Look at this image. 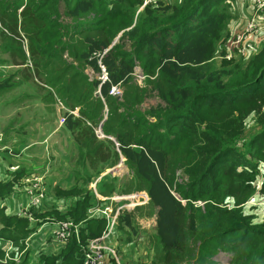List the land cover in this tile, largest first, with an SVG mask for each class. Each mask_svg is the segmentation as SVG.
<instances>
[{
  "label": "trees",
  "instance_id": "trees-1",
  "mask_svg": "<svg viewBox=\"0 0 264 264\" xmlns=\"http://www.w3.org/2000/svg\"><path fill=\"white\" fill-rule=\"evenodd\" d=\"M156 1L136 12L143 0H0V58L31 71L44 97L64 105L62 125L75 146L73 185L52 188L67 199L65 210L45 196L33 224L0 207V240L14 246L5 264H83L84 244L107 224L88 214L102 203L88 185L121 157L127 176L105 173L96 190L146 192L155 218L150 264H221L219 252L229 255L226 264H264V218L243 209L264 178V42L246 61L217 64L227 0ZM151 96L160 102L142 108ZM22 174L0 180V196ZM45 219L82 223L78 237L58 253L25 241ZM115 232L123 245L133 242L135 214L121 209Z\"/></svg>",
  "mask_w": 264,
  "mask_h": 264
},
{
  "label": "rangeland",
  "instance_id": "rangeland-1",
  "mask_svg": "<svg viewBox=\"0 0 264 264\" xmlns=\"http://www.w3.org/2000/svg\"><path fill=\"white\" fill-rule=\"evenodd\" d=\"M255 1L256 0L226 1V9L229 14V19L227 21L226 29L221 31L213 48L214 52L212 59L217 64H219L223 60L231 61V62H236L238 60L246 61L249 57H251L252 55L258 52L260 48L259 45L264 42V7L261 10H257L256 8L253 9V5ZM161 2L162 5L165 6L168 3H172L173 0H163ZM149 3L157 4L158 1L152 0ZM143 6L144 5H140L137 8L136 12L140 11ZM60 11H62V5ZM248 21L254 22V25L249 24V28H252L253 26L254 28L249 31H246L245 29L247 27L246 25ZM238 33H244L245 35V40L242 44L243 47L242 51L245 49L243 51V54L236 52L232 44L233 43L232 38L236 37ZM7 63H9L7 58L5 57L0 58V74L2 77L0 81L2 82H4L5 80L8 81L6 84V86H8L7 89L4 88L0 90V133H1L0 136L2 137V139H4V141L14 143V145L12 146L16 147L15 145L19 143L18 137H23V134L27 135L33 133L31 129L34 126L38 125L37 127H39L41 125L42 128L39 132L40 135H35L34 138L32 137L25 138V140L28 143H33L34 141H36L33 143V146H39L40 141L42 140L43 136L46 134V133L45 134H41V133L43 131H46L49 126L50 128H53L59 120L58 117L55 118V113H54V109L56 108L55 105L56 100L55 102H53L48 97H44V95L47 94V90L38 83L37 79L35 80V78L31 76L32 75L31 71L25 68L22 69L19 66H9ZM135 74H136V79L140 83L143 76L141 75L140 69L138 67L135 68ZM159 102L160 101L157 97L151 96L146 98L142 102L141 107L147 108ZM59 114L60 113L57 112V116H59ZM44 117L46 118L48 117L50 122L49 125L46 124L43 127V122L45 119ZM12 137L15 138V141H12ZM70 148L72 151H74V144L72 143L71 140H68V143L64 140V144L62 145V142H60L59 139L58 143L56 144V147H53V152L59 155L65 153L68 155ZM33 158H35L37 161L40 162L42 160L41 153L39 152L37 156L34 155ZM262 167H264V165L261 164L259 171L261 175L264 176V171ZM118 170L119 173H117ZM126 172H127L126 167L123 164H120L119 169L115 171V173L118 174L117 177L122 178V180L123 177L127 176ZM35 174H41V173L33 171L32 173L22 176L19 183L21 184L23 189L25 186V178L35 176ZM263 179L264 178L260 177L259 175L256 182V189L254 193L251 194L250 198H248V201L243 206V209L247 213L254 215V220L256 221H260L264 218V192H262L261 190V181ZM17 182L18 181H16V183ZM42 185L45 187L44 180ZM138 192H141L142 195L137 199L139 203L138 206L134 208H130L129 205H126L124 206V208L129 210V212L135 214V221L138 225L139 233L136 236L135 240L127 245H123L124 244L123 239L119 240L115 236V245L120 253V255L118 256L119 264H150L149 262L151 259V252H149V246L154 232L155 218L153 215H151L150 209L146 206L148 201V196L146 192L144 191H138ZM22 196L24 197L25 200V193H23ZM200 204H202V202H200ZM42 205H43V200L39 204L38 202H36V204L32 205V207L29 210L32 216V220H29L28 217L25 214H23V212L18 213L19 210L24 209V205L22 207H18L17 210H12V213L16 214V216L25 218L28 222L35 224L38 221V219L36 220L34 212L40 211V209H42L41 208ZM138 207H142L141 212L136 210L138 209ZM140 213H144L146 216ZM56 220H60V219H56ZM53 221H55V219H45L42 222H40L37 225V227H35V225L32 224V227H35V231L32 232L25 239V241L29 240V238L32 235H35L36 233H41L42 227L48 222H53ZM44 238L45 236L37 240L40 246L42 244V239ZM43 242L50 243L51 241L48 239H44ZM9 244L13 245L10 241L2 242V240H0V247L4 246L2 247V249L5 252L7 251V246ZM16 254L17 255H15L16 258L15 260L17 261L21 252H18ZM215 259L221 264H226L229 260V255L224 252H219L215 256ZM32 263L33 262L31 260V264Z\"/></svg>",
  "mask_w": 264,
  "mask_h": 264
},
{
  "label": "crops",
  "instance_id": "crops-1",
  "mask_svg": "<svg viewBox=\"0 0 264 264\" xmlns=\"http://www.w3.org/2000/svg\"><path fill=\"white\" fill-rule=\"evenodd\" d=\"M9 66H12V65H9ZM1 78L2 77L0 74V79ZM5 89H7V88H5ZM59 102L60 101L58 99H56V103H55L56 108L54 109L55 118H57V117L60 118L62 111H63V109H61L59 106ZM63 107H64V105H63ZM48 109H50V108H48ZM56 109H57V112L60 113L59 116H57ZM44 118L45 119L43 122V127L46 124L49 125V122H50L48 117L47 118L44 117ZM24 123H26V122H24ZM37 126H34L31 129V131L33 133H30L27 135L23 134V137H18L19 143H17L15 145L16 147L12 146V145H14V143L4 141V139H2V137L0 136V141H1V143H0L1 144L0 145V180L10 177L11 173H13V171H16V170H22L23 171L22 176H25L29 173H32L33 171L34 172H40L44 178L46 196H47L48 200L52 204H54L53 207L57 206L59 209L65 210L68 206L67 199L56 198L55 196H53L52 195V188H54L55 186L65 188V187H68L72 184L70 165H71L72 160H73L72 158L74 157L75 146H74V151H72L70 148L68 155L65 152H64L65 154H62V155H59V154H56L55 152H53V147H56V144L58 143L59 139H60V142H62V145L64 144V140L67 143H68V140L72 141L68 131L64 128V126L61 123H59V120L53 128H50V126H49L46 131H43L41 133V134H45V133L46 134L43 136L42 140L40 141V145L39 146H33V143L36 141H34L33 143H28L25 140V138L26 137L34 138L35 135H40L39 132H40L42 127H41V125L39 127H37ZM15 137H17V136H15ZM12 141H15L14 137H12ZM39 152L41 153V157H42V160L40 162L37 161L35 158H33L34 155L37 156L39 154ZM20 154H21V156H20ZM70 159H71V161H70ZM69 161H70V163H69ZM59 163H60V165H59ZM118 164H123L122 163V157H121ZM117 165H115L113 167H117V169H118ZM262 165H264V163H262ZM113 167H111V168H113ZM111 168H107L104 172L102 171L103 173L101 172L100 175L101 174L104 175ZM262 168L264 171V167H262ZM126 170H127V168H126ZM117 173H119V170ZM117 173H115V175H118ZM22 176H20L17 179L18 182L15 183L14 188H12V190L8 194L0 196V207L2 206V208H5V210H7L9 213H12V210H17L18 207H22L26 203L25 202V200H27L26 195H25V200H24V197L22 196L23 193H25V191H24L23 187L21 186V184L19 183ZM90 183L88 185L89 188H90ZM20 189H22V190H20ZM93 205L94 204H92L90 207H92ZM88 214H89V209H88ZM58 221H63V220H55L53 222H48L47 224H45L42 227V230H41L42 232L40 231L41 233H36L31 238H29V240H38V239H41L43 236H45L44 239H48L51 242L45 243V242H43L44 239H42L41 247L47 251L58 253L60 251L62 244H65V242H66V241L65 242H58V241H55L54 239H52L51 232L54 231V228L56 227V222H58ZM81 225H82V223L78 224L79 229H80ZM113 242H115V239ZM43 246H45V247H43Z\"/></svg>",
  "mask_w": 264,
  "mask_h": 264
},
{
  "label": "built area",
  "instance_id": "built-area-1",
  "mask_svg": "<svg viewBox=\"0 0 264 264\" xmlns=\"http://www.w3.org/2000/svg\"><path fill=\"white\" fill-rule=\"evenodd\" d=\"M152 0H143V4L145 5L149 3ZM264 7V0H256L253 9L261 10ZM249 24H253V21L247 22L246 31H249L254 28H249ZM245 40L244 33H238L236 37L232 38V44L233 48L236 52H239L240 54H243L242 51V44ZM101 69L103 71V67L101 66ZM100 78L102 80L105 79V73L102 72L100 75ZM110 94L112 95H120L121 89L118 86H112L110 91ZM59 106L61 109L65 110V107L59 102ZM70 112L75 114V111L71 110ZM64 117L61 116L59 118V123H63ZM96 133L99 137H102L100 130H96ZM118 164V169H119ZM117 170V169H116ZM115 172V171H114ZM114 172L107 171V173L115 174ZM101 175L97 176L91 183L90 188L93 190L95 196L102 200L101 204L93 203L94 205L89 208V216H104L107 220V224L105 229L102 231L101 235L98 237L91 238L87 241L86 244L83 246V257L82 262L83 264H119L118 256L120 255L119 250L117 249L114 239L116 236L115 232V226L117 224V215L119 214V211L124 208V206L129 205L130 208H134L138 206V198L141 195V192L134 191L131 193H122V194H112L109 196H102L100 195L96 190V185L101 179ZM43 175L41 174H35V176L32 177H26L25 178V186L24 191L26 195V203L24 205L23 210H19L18 213L23 212L29 220H32L31 213L29 212L32 205L38 204L44 200V197L46 196V189L42 185L43 183ZM146 198V197H145ZM114 202V203H113ZM128 207V206H127ZM126 209V208H124ZM127 210V209H126ZM129 211V210H127ZM79 228L78 224L73 223L71 220H63L56 222V227L54 228V231L51 232L52 239L58 242H65L71 234H75L76 237H78ZM33 236V235H32ZM31 236V237H32ZM30 237V238H31ZM13 249V246L9 244L7 246V251L5 252V257L3 260H0V264H5L7 261L8 256V250ZM113 261V262H112Z\"/></svg>",
  "mask_w": 264,
  "mask_h": 264
},
{
  "label": "water",
  "instance_id": "water-1",
  "mask_svg": "<svg viewBox=\"0 0 264 264\" xmlns=\"http://www.w3.org/2000/svg\"><path fill=\"white\" fill-rule=\"evenodd\" d=\"M117 37H118V36H117ZM117 37L114 39L113 43L116 42ZM94 94H95V95H98V94H99V90L95 91ZM116 169H117V167H113V168L109 169V171H110V172H114Z\"/></svg>",
  "mask_w": 264,
  "mask_h": 264
}]
</instances>
